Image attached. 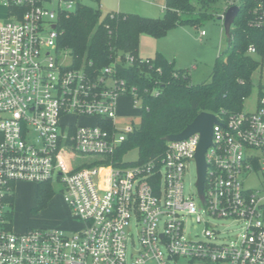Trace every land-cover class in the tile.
I'll return each instance as SVG.
<instances>
[{
    "label": "built area",
    "instance_id": "2783aa9c",
    "mask_svg": "<svg viewBox=\"0 0 264 264\" xmlns=\"http://www.w3.org/2000/svg\"><path fill=\"white\" fill-rule=\"evenodd\" d=\"M84 1L0 0L7 11L0 21V264H264V88L256 111L217 116L203 196L199 133L128 163L117 155L135 126L116 128L117 100L139 101L136 89L117 82V62L95 73L61 64L70 55L57 46L60 15ZM255 14L254 25L264 26V0ZM70 116L99 123H63ZM191 164L193 190L185 185ZM253 179L257 185L247 187ZM20 181L62 184L83 227L72 236L11 231L8 209Z\"/></svg>",
    "mask_w": 264,
    "mask_h": 264
},
{
    "label": "trees",
    "instance_id": "16d2710c",
    "mask_svg": "<svg viewBox=\"0 0 264 264\" xmlns=\"http://www.w3.org/2000/svg\"><path fill=\"white\" fill-rule=\"evenodd\" d=\"M222 1L226 7L221 16L235 5L240 12L232 27L229 49L217 59L210 81L193 84L188 71L177 70L175 62L161 54L155 60L139 57L140 35L160 38L174 27L198 25L213 10H219ZM258 2L167 0L163 18L157 19L119 12L103 16L100 8L82 3L75 11L60 15L61 36L57 46L68 52L72 67L95 73L117 62L114 74L117 82L124 81L128 89L135 88L142 102L140 125L129 135L118 158L132 150L139 151V161L160 156L165 138L183 132L199 114L205 112L227 119L243 111L244 101L254 88L253 75L262 67L257 58L264 59V26L254 25L258 22L255 14ZM196 13L200 18L192 16ZM251 47L255 48V54L249 53ZM128 56L133 58L132 63L128 62ZM263 88L260 83L259 93ZM39 192L43 201L52 194L50 189Z\"/></svg>",
    "mask_w": 264,
    "mask_h": 264
},
{
    "label": "rangeland",
    "instance_id": "374dc122",
    "mask_svg": "<svg viewBox=\"0 0 264 264\" xmlns=\"http://www.w3.org/2000/svg\"><path fill=\"white\" fill-rule=\"evenodd\" d=\"M85 4L100 8L102 15L122 11L134 13L147 18H163L167 0H85ZM121 4V10L119 5ZM49 9L53 5H46ZM219 10H213L209 16L201 19L198 25H183L172 28L165 36L156 38L151 35L142 34L139 38L138 55L141 59L155 60L157 54L163 55L169 61L175 62L177 70L188 71L191 82L201 85L210 81L214 66L219 57L224 55L229 49V42L226 37L224 22L219 20L225 2H220ZM222 9V10H221ZM213 14V16H212ZM7 11L0 5V21L6 19ZM200 18L198 13L192 15ZM202 32L206 35L203 37ZM262 62V67L253 75L254 88L243 104L242 112H254L258 105L259 85H264V59L257 58ZM64 66H71L72 58L69 56L61 61ZM131 95H122L117 100V114L115 126L118 130H126L127 127H138L141 122L143 105L141 101L135 102ZM75 126L97 125L99 120L87 117H67L63 123ZM138 150H132L125 156V161L135 163L139 160ZM197 179V169L195 164L190 165V169L185 176L187 189H194ZM257 180L248 181L247 187H253ZM50 189L52 194L47 196L45 201L40 199L39 191ZM10 230L16 234L24 233L30 229H44L51 231H62L67 236H72L74 232L80 230L83 225L79 219L71 213L66 201L65 190L62 184L54 181L48 186L39 185L30 181L17 182L12 191V206L8 209ZM230 225V223H228ZM195 231L200 230L195 226ZM234 228V227H233ZM224 230V228H223ZM134 231V238L137 240V233ZM238 230L234 228L233 233ZM138 242V241H137ZM179 264H221L204 261H190L182 258Z\"/></svg>",
    "mask_w": 264,
    "mask_h": 264
},
{
    "label": "water",
    "instance_id": "95a60500",
    "mask_svg": "<svg viewBox=\"0 0 264 264\" xmlns=\"http://www.w3.org/2000/svg\"><path fill=\"white\" fill-rule=\"evenodd\" d=\"M239 12H240V7L235 5V6H231L226 11L224 17L222 16L219 17V20L224 22V28L228 42H230L232 39V35H231L232 27L235 23L236 18L239 15ZM218 123L219 120L217 116L204 112L199 114L197 118L190 125H188L183 132L177 135H170L165 138V142H170V141L185 140L197 133L201 135V142L197 153V163H198V172H199L198 187L201 196H203L206 169H207L205 154L208 148L212 145L213 126Z\"/></svg>",
    "mask_w": 264,
    "mask_h": 264
},
{
    "label": "crops",
    "instance_id": "0c3cea01",
    "mask_svg": "<svg viewBox=\"0 0 264 264\" xmlns=\"http://www.w3.org/2000/svg\"><path fill=\"white\" fill-rule=\"evenodd\" d=\"M166 7H164V9H165ZM119 10H121V4L119 5ZM117 12H119V13H125V12H122V11H117ZM206 35V34H205ZM203 36V35H202ZM204 37V36H203Z\"/></svg>",
    "mask_w": 264,
    "mask_h": 264
}]
</instances>
